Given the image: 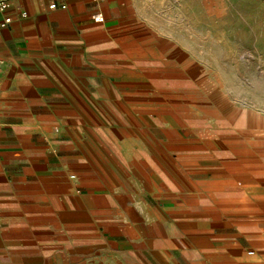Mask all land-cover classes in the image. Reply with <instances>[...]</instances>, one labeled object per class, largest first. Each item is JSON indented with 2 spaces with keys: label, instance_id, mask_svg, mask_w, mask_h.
<instances>
[{
  "label": "crops",
  "instance_id": "obj_1",
  "mask_svg": "<svg viewBox=\"0 0 264 264\" xmlns=\"http://www.w3.org/2000/svg\"><path fill=\"white\" fill-rule=\"evenodd\" d=\"M147 1L6 11L0 264H264V136L193 116Z\"/></svg>",
  "mask_w": 264,
  "mask_h": 264
},
{
  "label": "rangeland",
  "instance_id": "obj_2",
  "mask_svg": "<svg viewBox=\"0 0 264 264\" xmlns=\"http://www.w3.org/2000/svg\"><path fill=\"white\" fill-rule=\"evenodd\" d=\"M144 17L178 64L199 76L193 116L248 122L264 136V0H148ZM148 4L154 9L147 7Z\"/></svg>",
  "mask_w": 264,
  "mask_h": 264
},
{
  "label": "built area",
  "instance_id": "obj_3",
  "mask_svg": "<svg viewBox=\"0 0 264 264\" xmlns=\"http://www.w3.org/2000/svg\"><path fill=\"white\" fill-rule=\"evenodd\" d=\"M15 0H0V14L3 15L2 20L0 21V30L7 28L11 24V18L7 15H5L6 11L9 9L11 6L12 2ZM56 4L52 3L49 5V9H54L56 8ZM60 9L64 10L65 5H61ZM21 17H24V14H21ZM94 22L96 23H103V17L97 16L94 18ZM248 254H252V252H249Z\"/></svg>",
  "mask_w": 264,
  "mask_h": 264
},
{
  "label": "bare ground",
  "instance_id": "obj_4",
  "mask_svg": "<svg viewBox=\"0 0 264 264\" xmlns=\"http://www.w3.org/2000/svg\"><path fill=\"white\" fill-rule=\"evenodd\" d=\"M255 168V167H254Z\"/></svg>",
  "mask_w": 264,
  "mask_h": 264
}]
</instances>
